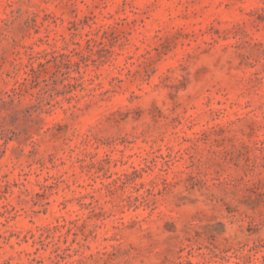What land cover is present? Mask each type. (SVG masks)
<instances>
[{"label": "rangeland", "instance_id": "1", "mask_svg": "<svg viewBox=\"0 0 264 264\" xmlns=\"http://www.w3.org/2000/svg\"><path fill=\"white\" fill-rule=\"evenodd\" d=\"M0 264H264V0H0Z\"/></svg>", "mask_w": 264, "mask_h": 264}]
</instances>
